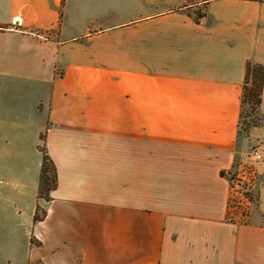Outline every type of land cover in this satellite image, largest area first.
Segmentation results:
<instances>
[{
    "label": "crops",
    "instance_id": "0c3cea01",
    "mask_svg": "<svg viewBox=\"0 0 264 264\" xmlns=\"http://www.w3.org/2000/svg\"><path fill=\"white\" fill-rule=\"evenodd\" d=\"M187 3L0 0V264H264V162L241 165L264 142V86L241 133L264 0L201 23ZM235 175L259 187L252 221L231 216Z\"/></svg>",
    "mask_w": 264,
    "mask_h": 264
},
{
    "label": "trees",
    "instance_id": "16d2710c",
    "mask_svg": "<svg viewBox=\"0 0 264 264\" xmlns=\"http://www.w3.org/2000/svg\"><path fill=\"white\" fill-rule=\"evenodd\" d=\"M188 3L185 5V9L188 14L194 18L197 23H201L206 19L207 7L212 0H187ZM264 86V66L260 64H247L246 77L243 85V111L244 106L249 105L250 108L259 112V108L262 102V91ZM243 117V116H242ZM258 121L249 122L246 125L245 131L252 125H258ZM44 135L41 136L40 151L43 154L40 183L38 188V197L46 201L51 200V192L58 186L57 169L54 161L48 154V151L44 145ZM259 200V197H258ZM232 203V202H231ZM232 207V205H231ZM46 217V211L38 206L35 212V221H42ZM231 217V216H230ZM32 243L35 241L32 239Z\"/></svg>",
    "mask_w": 264,
    "mask_h": 264
},
{
    "label": "rangeland",
    "instance_id": "374dc122",
    "mask_svg": "<svg viewBox=\"0 0 264 264\" xmlns=\"http://www.w3.org/2000/svg\"><path fill=\"white\" fill-rule=\"evenodd\" d=\"M199 1V0H196ZM259 116L256 114V111L252 110L249 105L244 106L241 133L244 134L246 125L252 121H258ZM258 123V122H257ZM248 159L244 160L241 165H244L245 169L252 173V164L255 163L249 158V154H247ZM243 170V171H244ZM242 170L240 171L243 172ZM233 181L240 183L239 186L235 187L232 194V208H231V216L240 218L243 221H252L254 214L258 208V197H259V187L256 185L253 177H249V179H243L236 175L233 177Z\"/></svg>",
    "mask_w": 264,
    "mask_h": 264
},
{
    "label": "built area",
    "instance_id": "2783aa9c",
    "mask_svg": "<svg viewBox=\"0 0 264 264\" xmlns=\"http://www.w3.org/2000/svg\"><path fill=\"white\" fill-rule=\"evenodd\" d=\"M261 122V118H259L258 123ZM249 158L255 162V163H262L264 162V142H260L259 144L254 145L250 151H249ZM232 178V188L233 190L235 187L239 186L240 183L233 181V176Z\"/></svg>",
    "mask_w": 264,
    "mask_h": 264
}]
</instances>
